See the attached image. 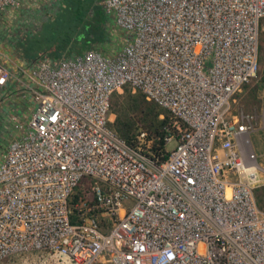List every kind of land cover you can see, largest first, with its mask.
<instances>
[{"label":"built area","instance_id":"2783aa9c","mask_svg":"<svg viewBox=\"0 0 264 264\" xmlns=\"http://www.w3.org/2000/svg\"><path fill=\"white\" fill-rule=\"evenodd\" d=\"M99 2L124 32L117 51L0 62V86L25 102L0 152V261L264 264L245 146L257 120L231 107L258 74L264 0ZM17 4L0 0V20ZM125 85L169 112L164 159L108 126ZM83 177L90 191L70 203Z\"/></svg>","mask_w":264,"mask_h":264},{"label":"rangeland","instance_id":"374dc122","mask_svg":"<svg viewBox=\"0 0 264 264\" xmlns=\"http://www.w3.org/2000/svg\"><path fill=\"white\" fill-rule=\"evenodd\" d=\"M76 2L72 8L63 7L61 0H49V2H18L6 10V18L0 20V50L6 53L11 60L16 62L27 61L47 56L53 58L66 57L75 54L80 41L78 30L73 27L78 25L85 16L92 20H98L105 24L107 39L101 50L105 54L117 51L124 38V32L108 18L99 0H66ZM76 13L71 17L70 13ZM72 18V20H70ZM74 21V22H73ZM66 23L71 26L65 27ZM76 23V24H75ZM67 25V26H68ZM6 59L5 56H2ZM1 62V59H0ZM258 62L262 69L258 70L255 77V86L259 102L251 103V97L245 102L246 90L243 88L231 99V107L235 110L243 108L253 113L257 123L255 129L248 134L249 143L246 144L248 154L253 153L252 160L257 168L260 178L255 188V197L261 201L264 211V50L259 49ZM114 119V117H113ZM173 142L168 144V148ZM37 256L33 253L15 254L4 258L0 264H21L23 258ZM103 258L109 257L103 255Z\"/></svg>","mask_w":264,"mask_h":264},{"label":"trees","instance_id":"16d2710c","mask_svg":"<svg viewBox=\"0 0 264 264\" xmlns=\"http://www.w3.org/2000/svg\"><path fill=\"white\" fill-rule=\"evenodd\" d=\"M61 2V6L69 9L72 8L71 10H73L76 3L66 2V0H61ZM70 15L74 17L76 13L72 12ZM90 17L91 15L85 16L84 20L77 23L78 25L73 26L78 30V34H80V41H78L80 47L75 51L76 53H81L90 47L102 50V45L107 39L105 24L96 19L91 21L89 19ZM70 20H72V18ZM67 25L66 23L65 27H71ZM260 48L264 50V17L261 18L259 22V49ZM44 57L47 56L39 58ZM262 68V65L259 64V69ZM261 81H264V76L261 78ZM243 88L246 90L245 102H248L251 97V103L257 104L259 98L256 93L255 78L251 79ZM110 112L114 114V119L108 123V126L114 130L127 145L133 148L141 145L144 153L150 152L156 156L164 154L161 156V159L165 158L167 154L165 138L172 133L170 114L168 111L159 107L155 102L146 100L141 91L136 90L132 92L130 87L125 85L122 92H114L111 95ZM141 132H145V138L143 140L139 137ZM91 184L92 181L89 177H83L73 189L69 199L70 203L84 198L86 194L89 193ZM256 201L258 206L261 207V201H259L257 196Z\"/></svg>","mask_w":264,"mask_h":264},{"label":"crops","instance_id":"0c3cea01","mask_svg":"<svg viewBox=\"0 0 264 264\" xmlns=\"http://www.w3.org/2000/svg\"><path fill=\"white\" fill-rule=\"evenodd\" d=\"M18 2H49V0H18ZM6 14L3 15V19ZM5 56L6 59L4 57ZM1 63L11 66L16 61L11 60L9 56L0 50ZM25 102L20 96L7 86H0V152L4 149L7 142L17 133L9 121L12 113L23 114Z\"/></svg>","mask_w":264,"mask_h":264},{"label":"bare ground","instance_id":"6f19581e","mask_svg":"<svg viewBox=\"0 0 264 264\" xmlns=\"http://www.w3.org/2000/svg\"><path fill=\"white\" fill-rule=\"evenodd\" d=\"M251 165H252V166H255V164H254V163H252Z\"/></svg>","mask_w":264,"mask_h":264}]
</instances>
